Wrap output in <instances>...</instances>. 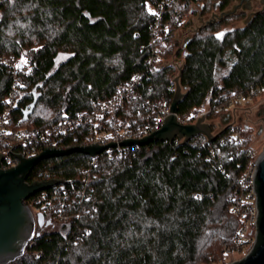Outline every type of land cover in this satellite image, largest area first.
Segmentation results:
<instances>
[{
  "label": "trees",
  "instance_id": "16d2710c",
  "mask_svg": "<svg viewBox=\"0 0 264 264\" xmlns=\"http://www.w3.org/2000/svg\"><path fill=\"white\" fill-rule=\"evenodd\" d=\"M235 1L1 0L0 109L15 89L10 126L39 133L112 99L120 84L141 73L137 97L118 116L147 126L160 105L173 101L180 74L186 92L180 120L191 123L207 112L216 133L229 104L252 105L235 96L264 85V9L219 17L187 46L177 36L190 15L220 14ZM12 56L28 70L15 74L4 62ZM245 130L229 126L215 140L199 134L133 145L125 156L101 153L97 164L79 151L42 159L27 181L66 179L46 190L69 188L67 221L40 230L15 264L216 261L243 222L231 202L243 191L250 159ZM86 132L75 127L65 142L75 145Z\"/></svg>",
  "mask_w": 264,
  "mask_h": 264
},
{
  "label": "built area",
  "instance_id": "2783aa9c",
  "mask_svg": "<svg viewBox=\"0 0 264 264\" xmlns=\"http://www.w3.org/2000/svg\"><path fill=\"white\" fill-rule=\"evenodd\" d=\"M154 28L153 32H156ZM15 74L17 72H25L28 70V65L20 58L10 57L4 58ZM159 62V66L163 65ZM142 78V74L138 73L124 84L118 86V92L112 99L95 104V106L88 110H83L76 113L74 116H67L57 122L55 125L47 127L44 131L39 133H30L14 130L10 126L11 110L17 100V91L13 89L6 98V105L0 109V153L4 155L1 162V167L4 169L16 166L20 160L16 157V153L23 154L26 158L37 156L46 148H60L65 149L72 146H87L92 144L109 145L114 143V146H108L102 152L92 156L93 164H97L98 156L101 153L113 156H125L130 147L138 144H122L123 141L128 139L143 138L155 130L161 128L165 119L172 113V101H167L159 106L156 112L153 123L147 126L133 127L130 122H122L118 116V109L120 106L127 102L132 101L137 97L135 85H137ZM175 88V86H171ZM264 95V85L252 89L248 93H240L235 96V101L241 104H254L260 97ZM229 109L223 110L219 119L227 116V113H236V107L229 104ZM207 113L203 112L197 116ZM178 119L182 123H187ZM230 119V118H229ZM197 120V119H196ZM195 120V121H196ZM225 123V122H224ZM231 123V127L241 125L237 122ZM85 128L86 133L81 135L79 143L70 145L65 142L66 137L75 127ZM78 138V135H76ZM178 138V137H177ZM182 139V138H181ZM264 152H257L253 146L248 147L249 163L241 182L243 184V191L240 195L235 196L231 202V208L234 214L240 215L243 219L242 225L237 231L235 247L233 250H241L246 245L251 244L253 247L256 239L257 229V191L255 188V174L257 165L261 154ZM28 182V181H27ZM86 182V181H85ZM87 183V182H86ZM83 193L86 192L85 185H81ZM69 197V188L66 185H60L58 188L49 192L46 189L41 190L39 194H33L25 202L31 209L33 216L37 222L38 231L44 230L47 226H51L55 222L67 221L65 215V208L67 199ZM42 215L44 217V224L39 225L38 218ZM33 240L30 241L31 244ZM28 244V245H29ZM252 249V248H251ZM232 249H228L231 252ZM27 248L25 250V253ZM24 253V254H25ZM15 261L9 264H15Z\"/></svg>",
  "mask_w": 264,
  "mask_h": 264
},
{
  "label": "water",
  "instance_id": "95a60500",
  "mask_svg": "<svg viewBox=\"0 0 264 264\" xmlns=\"http://www.w3.org/2000/svg\"><path fill=\"white\" fill-rule=\"evenodd\" d=\"M244 7L251 8L252 0H240L239 4L234 6L233 10H228L220 14H214L205 24L211 23L213 20L235 12L242 4ZM264 9V0H261ZM203 24V25H205ZM191 37L185 42L187 46ZM177 89L171 104L172 113L165 119L161 128L155 130L151 134L140 139H128L122 144H148L157 140L172 141L175 138H182L189 141L193 137L204 134L210 140H215L231 123L228 124L229 118H225V126L218 132L214 133L210 123L206 122V113L191 123H182L178 119L179 103L185 96L184 88L180 84V74L175 79ZM231 116V113H227ZM28 114H26V117ZM109 145L92 144L87 146H72L65 149L46 148L37 156L26 158L21 153H16V157L20 162L8 169H4L0 165V264H9L24 255L25 250L37 234V222L27 203L25 202L30 196L38 191L51 188L58 184L66 183V179L53 178L50 180L27 182V178L31 170L44 158L52 156H63L74 151L83 152L94 156L102 152ZM4 155L0 153V164ZM255 188L257 191V229L256 239L252 249L241 259L233 261L231 264H264V152L261 154L257 170L255 174ZM39 225L44 224L42 215L38 218Z\"/></svg>",
  "mask_w": 264,
  "mask_h": 264
},
{
  "label": "rangeland",
  "instance_id": "374dc122",
  "mask_svg": "<svg viewBox=\"0 0 264 264\" xmlns=\"http://www.w3.org/2000/svg\"><path fill=\"white\" fill-rule=\"evenodd\" d=\"M1 1V0H0ZM259 0L252 1V7L249 9H245L244 4L240 6L236 11H246L247 14L255 12L263 7L262 3ZM240 0H236L228 10H233L234 6L236 4H239ZM227 10V11H228ZM217 13V12H216ZM214 15V14H213ZM213 15H210V17H205L201 18L199 14H192L189 16L188 21L186 24L178 30V36H177V41L180 44H184V42L188 39V37H191L205 22L212 18ZM0 17H1V11H0ZM244 21H242L240 24H242ZM177 63H179L176 60ZM264 103V95L263 97H260L256 103L252 104L249 107H240L239 109H236V115L237 117L240 118L242 117L241 120H238L237 123L241 124L243 127L246 124H251L253 127L251 129H246L245 127V138L248 139L250 142V146H253L257 152H262L264 150V130L261 132L260 135H258V128L260 126V121H261V116H257L258 108L260 105ZM206 122L210 123L211 121H208L205 119ZM216 123L218 124V131L225 126V123L223 119L220 121V119H217ZM217 131V132H218ZM215 133V132H214ZM53 228V224L51 226H47L44 230L46 229H51ZM235 247V242L229 246H227L222 253H220L216 257V261L212 263H207V262H201L200 264H231L233 261L237 259H241L244 257L252 248L251 244L246 245L244 248L241 250H233ZM228 249H232L231 252H228Z\"/></svg>",
  "mask_w": 264,
  "mask_h": 264
},
{
  "label": "flooded vegetation",
  "instance_id": "af4514ba",
  "mask_svg": "<svg viewBox=\"0 0 264 264\" xmlns=\"http://www.w3.org/2000/svg\"><path fill=\"white\" fill-rule=\"evenodd\" d=\"M252 1H255V0H252ZM259 1L261 2V0H259ZM259 1H258V3H259ZM257 110H258L257 116H261L262 117L261 121H260V126L258 128L259 130L257 132L258 135H260L261 132H263V130H264V103H262ZM228 118H230L228 122H233V121L237 122L238 120L242 119L241 116H240V118L237 117L236 113L233 114V116H229ZM223 121H225V119H223ZM244 127L248 130V129H251L253 126L251 124H248V125L246 124V126L244 125Z\"/></svg>",
  "mask_w": 264,
  "mask_h": 264
},
{
  "label": "crops",
  "instance_id": "0c3cea01",
  "mask_svg": "<svg viewBox=\"0 0 264 264\" xmlns=\"http://www.w3.org/2000/svg\"><path fill=\"white\" fill-rule=\"evenodd\" d=\"M226 117L228 118L229 116L227 115V116L223 117V119H225Z\"/></svg>",
  "mask_w": 264,
  "mask_h": 264
}]
</instances>
